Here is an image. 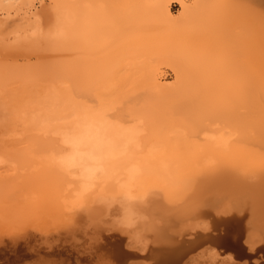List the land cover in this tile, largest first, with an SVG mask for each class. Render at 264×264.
<instances>
[{
	"label": "rangeland",
	"instance_id": "obj_1",
	"mask_svg": "<svg viewBox=\"0 0 264 264\" xmlns=\"http://www.w3.org/2000/svg\"><path fill=\"white\" fill-rule=\"evenodd\" d=\"M30 2L0 3V264L264 260V0Z\"/></svg>",
	"mask_w": 264,
	"mask_h": 264
},
{
	"label": "bare ground",
	"instance_id": "obj_2",
	"mask_svg": "<svg viewBox=\"0 0 264 264\" xmlns=\"http://www.w3.org/2000/svg\"><path fill=\"white\" fill-rule=\"evenodd\" d=\"M178 1H179V5H181V8H182L183 13L185 12V14H186L187 11L190 10L189 7H191V6H188L187 4H184V2H183L182 0H177V2H178ZM1 2H3V4H4V2H7V5H8V3L11 4V5H12V4L14 5V3H15V5H14L15 7H17V6H16V3H17V4L20 5L21 9H22V7H23V6H21V5H23V4H24V6H25V4H26V6H27V4H28V5H29V6H28L29 8H30V5H31L30 0H0V3H1ZM33 2H34V1H33ZM206 2H207V0H206ZM29 3H30V4H29ZM192 3H194V4L192 5V7L195 6L194 9H195V8H196V9H197V8L200 9V6H202L201 4H203V0H202V2H201L200 0H195V1L192 2ZM3 4H0V8H2L3 6L6 5V3H5V5H3ZM1 5H2V6H1ZM11 5H8V7L10 6V8H11V7L13 8V5H12V6H11ZM26 6H25V8H26ZM31 6H32V5H31ZM33 6H34V5H33ZM5 7H7V6H5ZM15 7H14V8H15ZM28 7H27V8H28ZM192 7H191V8H192ZM202 7H203V6H202ZM23 9H24V8H23ZM192 9H193V8H192ZM192 9L190 10L191 13L189 12L190 14H193L192 12H194V9H193V11H192ZM196 9H195V11H196ZM167 12H168V11H167ZM195 13H196V12H195ZM192 16H194V15H192ZM259 51H260V50H259ZM260 53H261V52H260ZM256 55H257V53H256ZM261 55H262V53L260 54V56H261ZM256 57H258V56H256ZM252 59H253V58H252ZM254 60H255V59H254ZM254 60H253V61H254ZM253 63H254V62H252V63L250 62V65H252ZM257 63L259 64L258 61L255 62L254 64L257 65ZM251 68L254 69L253 66H251ZM251 68H250V69H251ZM252 69H251V70H252ZM257 69H260V66H259V68H258V66H257ZM252 71H253V70H252ZM257 71H259V70H257ZM241 99H242V98H241ZM243 103H244V109H245V120H246V121L249 120L250 117H254L253 115L256 114V113L254 114V110H253V108L255 109V106H256V107H261V108L264 107V72H259V74H257V75H252L251 77H249V80H247L246 85H245V89H244V91H243ZM255 112H256V111H255ZM260 112H261V111H260ZM262 113H264V112H262ZM255 116H256V115H255ZM257 116H259V113H258ZM254 118H255V117H254ZM254 118H253V120H254V122H255V119H256V118H255V119H254ZM243 119H244V118H243ZM251 119H252V118H251ZM260 119H261V118H260ZM256 120H258V118H257ZM260 121H264V120H260ZM244 123H245V122H244ZM246 123H249V121H247ZM255 123H256V122H255ZM255 123H254V124H255ZM249 124L252 125L251 122H250ZM256 125H257V124H256ZM262 125H264V124H261V126H262ZM243 126H244V125H243ZM249 126H250V125H249ZM252 127H253V126H252ZM259 127H260V126H258V128H259ZM253 128H254V127H253ZM256 128H257V126H256ZM260 128H261V127H260ZM244 129H245V128H244ZM251 129H252V128H251ZM245 130H246V129H245ZM248 130H249V129H248ZM248 130H247V131H248ZM260 130H261V129H260ZM252 131H253V129H252ZM258 131H259V130H257V132H258ZM255 132H256V129H255ZM255 132L253 133V136H254V137H255V135H254ZM250 133H251V132H250ZM259 133H262V132H259ZM248 134H249V133H248ZM248 134L245 135V136L248 137ZM262 134H264V133H262ZM250 136H251V134H250ZM247 137H246V138H247ZM257 137H258V136H257ZM252 138H253V137H252ZM261 138H262V137H261ZM261 138H259V139H261ZM240 139H241V138H240ZM248 139H249V137L247 138V140H248ZM247 140H245V141H247ZM253 140H257V138H255V139L253 138ZM249 141H250V139H249ZM251 141H252V140H251ZM258 141H259V140H258ZM258 141H254V142H258ZM262 141H264V140H262ZM239 144H240V143H239ZM259 144H260V143H259ZM242 145H244V144H242ZM258 146H259V145H258ZM239 147H240V146H239ZM239 147H236V148H239ZM260 147H261V146H260ZM191 149H192V148H191ZM194 149H195V148H194ZM230 149H232V148H230ZM257 149H259V148H257ZM257 149L255 150V147H254V150H255V151H257ZM262 149H264V148H262ZM216 150H217V149H216ZM233 150H234V149H233ZM233 150H232V151H233ZM229 151H230V150H229ZM229 151H228V152H229ZM236 151H237V150H236ZM189 152H190V151H189ZM189 152H188V153H189ZM203 152L205 153L206 151L203 150ZM210 152H211V151H210ZM215 152H216V151H215ZM242 152H243V151H242ZM249 152H250V151H249ZM252 152H253V151H252ZM191 153H192V151H191ZM207 153H208V152H207ZM246 153H247V152H246ZM258 153H259V151H258ZM260 153H262V151H260ZM205 154H206V153H205ZM234 154H236V153H234ZM252 154H253V153H252ZM256 154H257V153H256ZM262 154H264V153H262ZM262 154H261V155H262ZM190 155H191V154H189V156H190ZM209 155H211V154H209ZM212 155H214V154H212ZM221 155H222V154H221ZM224 155H225V154H224ZM226 155H227V154H226ZM230 155L232 156V154H230ZM238 155H239V154H238ZM219 156H220V155H219ZM219 156H218V154H217V155L215 156L214 159H217V157H218V158L221 157V156H220V157H219ZM239 156L241 157V155H239ZM190 157H191V156H190ZM205 157H206V156H205ZM205 157H204V158H205ZM212 157H213V156H212ZM222 157H223V156H222ZM227 157H228V156H227ZM240 157H239V158H240ZM204 158H203V159H204ZM210 158H211V157H210ZM225 158H226V157H225ZM229 158H230V160H231V157H229ZM235 158H237V157L235 156ZM235 158H234V159H235ZM256 158H257V157H256ZM192 159H193V158H192ZM198 159H199V158H198ZM201 159H202V158H201ZM203 159H202V160H203ZM220 159H221V158H220ZM220 159H219V160H220ZM223 159H224V158H223ZM207 160H208V159H206V161H205L206 163H203L204 165L207 164V162H208ZM195 161H196V162H194L193 165H194L195 163H197V165L201 164V163L198 164V162H197L198 160H197V159H196ZM199 161H200V160H199ZM211 161H214V160L211 159ZM217 161H218V159H217ZM233 161L236 162V160H233ZM238 161L241 162V160H238ZM248 161H249V160H248ZM200 162H201V161H200ZM224 162H225V161H224ZM240 162H239V163H240ZM246 162H247V161H246ZM213 163H214V162H212V163L210 164V162H209L208 164H209V166H211ZM217 163H218V164L220 163V165H219L220 167H223V166H226V165L230 164V163H228L227 161H226L225 163H223V161H220V162L218 161ZM227 163H228V164H227ZM260 163H262V162H260ZM208 164H207V165H208ZM215 164H216V163H215ZM215 164H214V165H215ZM222 164H225V165L221 166ZM231 164H234V163H231ZM256 164H257V163H256ZM214 165H213V167H214ZM239 165H240V164H239ZM195 166H196V164L194 165V167H195ZM205 166H206V165H205ZM219 166H218L217 168H219ZM240 166H241V165H240ZM254 166H255V164H254ZM258 166H259L260 168H259ZM261 166H262V167H261ZM192 167H193V166H192ZM213 167H210V168L213 169ZM190 168H191V167H190ZM197 168H198V167H197ZM215 168H216V167H215ZM223 168H225V167H223ZM232 168H235V164H234V167L228 165L224 170H222V168H221V170H222L223 172H222L220 169H217V170H218V171L220 170L221 172H220V171H219V172H218V171L216 172L215 169H214V171H212V169H209V167H208L207 169L210 170V171L207 172L208 174L205 173V176L207 177V179H211V178L214 179V178H215V179L218 180L219 178L222 179L223 177L226 179V177H225L226 174H227V175L230 174V175H232V176H233V174H235V173H232V171H233ZM238 168L240 169L239 166H238ZM241 168H242V170H240L241 172L239 171V173H238L237 175L243 174L242 171H244L245 169H243V167H241ZM248 168H249V167H248ZM258 168H259V169H258ZM201 169H202V168H201ZM239 169H238V170H239ZM253 169H256V170L258 169V171L261 170L260 172H257L256 170H252L253 172L255 171L256 173H258V176H257L256 178H254V177H255L257 174H256V173H253V172H251V173H252V174H255V176L253 175V176L249 177V176L251 175V173H250V175H249L248 173H245L247 177L244 175L245 177L243 176V178H245L244 180H246V178H248V177H249V179L251 178V180H250L251 183H252V181L254 182V181H256L257 179H258V180H261V183H259L260 185H259V186L256 185V186L260 187V193H261V190H262V193H264V184H262V182H264V165H262V164H261V165H260V164L258 165V164H257V167H255V168H253ZM194 170H196V169H194ZM199 170H200V169H199ZM225 170H226V171H225ZM247 170H248V169H247ZM184 171H185V170H184ZM192 171H193V170H192ZM196 171L199 172L198 170H196ZM204 171L206 172L207 170H204ZM182 172H183V171H182ZM189 172H191V171H189ZM209 172H210V173H209ZM224 172H225V173H224ZM236 172H237V171H236ZM244 172H245V171H244ZM246 172H247V171H246ZM249 172H250V171H249ZM184 173H185V172H184ZM179 174H180V173H179ZM201 174H204V173L201 172ZM247 174H248L249 176H248ZM259 174H260V175H259ZM151 175H152V174H151ZM154 175H155V174H154ZM156 175H157V174H156ZM160 175H161V174H160ZM194 175H195V174H194ZM196 175H198V174H196ZM189 176H191V175H189ZM200 176H202V175L199 174V175H198V178H199ZM205 176H204V177H205ZM222 176H223V177H222ZM232 176H230V177L227 176V177H228L227 179H231ZM58 177H59V176H58ZM58 177L54 176V180L57 181V180L59 179ZM233 177H235V175H234ZM252 177H253V179H252ZM33 178H34V177H33ZM152 178H153V176H152ZM237 178H238V177H237ZM177 179H178V178H177ZM189 179L191 180L192 177L189 178ZM193 179L195 180L194 177H193ZM201 179H204L203 182H205V179H206V178H203V177H202ZM225 179H224V180L222 179V180L225 181ZM240 179L242 180V177H240ZM146 180H147V179H146ZM148 180H149V179H148ZM153 180H154V179H153ZM169 180H170V179H169ZM194 180H193V181H194ZM196 180H198V179H196ZM196 180H195V181H196ZM217 180H216V181H217ZM219 180H220V179H219ZM222 180H220V181H222ZM233 180H234V179H233ZM238 180H239V179H238ZM241 180H239V181H241ZM247 180H248V179H247ZM258 180H257V181H258ZM165 181H166V180H165ZM170 181H171V180H170ZM185 181L188 182L189 180H185ZM206 181H207V180H206ZM211 181H212V180H211ZM211 181H210V182H211ZM216 181L214 180V181H212V182L216 183ZM228 181H229V180H228ZM231 181H232V180H231ZM234 181H235V180H234ZM239 181H238V182H239ZM242 181H243V180H242ZM242 181H241V182H242ZM34 182H35V180H34ZM146 182H147V181H146ZM150 182H151V181H150ZM159 182H160V181H159ZM167 182H168V181H167ZM176 182H177V181H176ZM190 182H191V181H190ZM190 182H189V183H190ZM196 182H197V181H196ZM196 182H195V183H196ZM203 182H202V183H203ZM217 182H218V181H217ZM235 182H237V181H235ZM248 182H249V181H248ZM258 182H259V181H258ZM154 183H155V182H154ZM182 183H184V182H182ZM191 183H192V182H191ZM195 183H194V184H195ZM202 183H199V181H198V184H202ZM219 183H221V182H219ZM232 183H233V182H232ZM150 184H151V183H150ZM150 184H149V185H150ZM165 184H166V183H165ZM194 184H193V185H194ZM216 184H217V183H216ZM216 184H215V185H216ZM238 184H239V183H238ZM238 184H237V185H238ZM240 184L242 185V183H240ZM243 184H244V183H243ZM245 184H246V183H245ZM261 184H262V185H261ZM186 185L188 186L187 183H186ZM220 185H221V184H220ZM226 185H227V184H226ZM226 185H225V186H226ZM254 185H255V184H254ZM254 185H253V186H254ZM147 186H148V185H147ZM151 186H153V185H151ZM157 186H158V185H157ZM205 186H206V185H205ZM242 186H243V185H242ZM250 186H252V185H250ZM256 186H255V187H256ZM159 187H160V186H159ZM166 187H167V186H166ZM166 187H165V188H166ZM203 187H204V186H203ZM213 187H214V186H213ZM215 187H216V186H215ZM235 187H236V186H235ZM238 187H239V186H238ZM238 187H237V188H238ZM148 188H149V187H148ZM150 188H151V187H150ZM152 188H153V187H152ZM178 188H179V186H178ZM178 188H177V189H178ZM194 188H195V187H194ZM194 188H189L188 190H191L192 192H195V191H197L200 187H196L195 189H197V188H198V189L195 190V191L192 190V189H194ZM230 188H232V186H231ZM233 188H234V187H233ZM155 189H156V188H155ZM183 189H184V188H183ZM203 189H204V188H203ZM245 189H246V188H245ZM245 189H244V190H245ZM254 189H255V188H254ZM257 189H258V188H257ZM153 190H154V188H153ZM153 190H150V192L153 191ZM159 190H161V189H159ZM174 190H175V189H174ZM178 190H179V189H178ZM185 190L188 191L187 188H186ZM201 190H202V189H199V191H197V193L200 194L199 192H201ZM222 190H223V189H222ZM231 190H233V189H231ZM236 190H237V189H236ZM244 190H243V191H244ZM246 190H247V189H246ZM250 190H251V189H250ZM155 191H156V190H155ZM157 191H158V190H157ZM162 191H163V190H162ZM162 191H161V192H162ZM181 191H182V190H181ZM202 191H203V190H202ZM233 191H234V190H233ZM253 191H255V190H253ZM177 192H179V191H177ZM177 192H176V193H177ZM234 192H235V191H234ZM234 192H233V193H234ZM244 192H245V191H244ZM244 192H243V193H244ZM247 192H248V191H247ZM151 193H152V192H151ZM159 193H160V192H159ZM181 193H182V192H181ZM237 193H238V191H237ZM241 193H242V192H241ZM162 194H163V193H162ZM173 194H174V193H173ZM193 194H194V193H193ZM222 194H223V193H222ZM160 195H161V194H160ZM176 195H178V194H176ZM224 195H225V194H224ZM224 195H223V196H224ZM255 195H256V194H255ZM257 195H259V193H258ZM171 196H172V195H171ZM178 197H179V196H178ZM226 197H227V196H226ZM172 198H173V197H172ZM167 199H168V195H167ZM194 199H195V198H194ZM230 199H231V198H230ZM259 199H261V198H259ZM163 200H165V199H163ZM170 200H171V198H170ZM221 200H222V199H221ZM226 200H227V199H226ZM226 200H225V201H226ZM228 200H229V199H228ZM168 202H169V201H168ZM168 202H166V203H168ZM230 203H231V202H230ZM226 204H228V201L226 202ZM226 204L224 203V206H225ZM250 206H251V205H250ZM240 207H241V206H240ZM261 207H262V206H261ZM223 208H224V207H223ZM225 208H227V207H225ZM220 209H221V208H220ZM229 209H231V208H229ZM222 210H223V209H222ZM226 211L229 212V210H227V209H226ZM226 211L223 210V212H221V213H223V214H224V213H227ZM240 213H241V212H240ZM249 213H250V212H249ZM229 214H230V213H229ZM241 214H242V213H241ZM239 215H240V214H239ZM223 216H224V215H223ZM254 216H255V215H254ZM247 217H248V216H247ZM252 217H253V215H252ZM255 217H256V216H255ZM248 218H249V217H248ZM256 218H257V217H256ZM254 221H255V219H254ZM246 222H247V221H246ZM250 223H251V222H250ZM259 223H260V222H259ZM248 224H249V222H248ZM253 224H255V223H253ZM222 225H223V224H222ZM246 226H247V225H246ZM220 228H221V227H220ZM258 229H259V227H258ZM220 230H221V229H220ZM222 230H223V229H222ZM248 231H249V230H248ZM251 231H252V230H251ZM251 231H250V232H251ZM262 231H264V230H262ZM212 233H213V232H212ZM255 233H256V232H255ZM257 233H258V232H257ZM257 233H256V235H257ZM250 234H251V233H250ZM215 235H216V234H215ZM225 236H229L227 232L224 233L223 236L218 235L216 240H217L219 243H221L222 241H224V240L226 239ZM246 236H247V235H246ZM246 236H245V237H246ZM249 236H250V235H248V238H249ZM210 237H211V236H210ZM250 237H251V236H250ZM257 237H258V236H257ZM257 237H256V238H257ZM261 237H262V236H261ZM211 238H212V237H211ZM248 238L246 237V238H245L246 240H244V241H245V242H246V241L249 242V241L247 240ZM262 238H264V237H262ZM212 239H213V238H212ZM234 239H235V238H234ZM214 240H215V239H214ZM214 240H213V241H214ZM216 240H215V241H216ZM249 240H252V239L250 238ZM257 240H258V239H257ZM245 242H244V243H245ZM252 242H257V241H252ZM259 242H260V241H259ZM249 243H250V242H249ZM252 244H253V243H252ZM252 244H251V246H252ZM260 244H261V243H260ZM254 245H255V244H254ZM255 247H256V246H255ZM250 248H251V247H250ZM252 249L254 250V248H252ZM175 251H176V250H175ZM173 253H174V251H173ZM173 253H172V254H173ZM177 254H180V253L178 252ZM177 254H176V255H177ZM260 254H261V253H260ZM173 255H175V254H173ZM176 255H175V256H176ZM259 259H260V258H259ZM256 260H257V259H256ZM259 261H260V260H259ZM257 262H258V260H257Z\"/></svg>",
	"mask_w": 264,
	"mask_h": 264
},
{
	"label": "water",
	"instance_id": "obj_3",
	"mask_svg": "<svg viewBox=\"0 0 264 264\" xmlns=\"http://www.w3.org/2000/svg\"><path fill=\"white\" fill-rule=\"evenodd\" d=\"M225 240L221 242L225 247L233 249L239 257H248L251 258L249 254H247L241 244L238 241H233L229 236H225ZM259 264H264V260L260 261Z\"/></svg>",
	"mask_w": 264,
	"mask_h": 264
}]
</instances>
